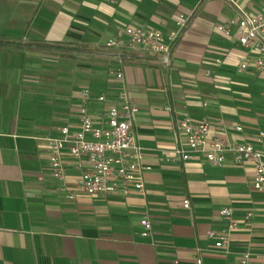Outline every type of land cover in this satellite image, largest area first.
I'll list each match as a JSON object with an SVG mask.
<instances>
[{
  "label": "crops",
  "instance_id": "1",
  "mask_svg": "<svg viewBox=\"0 0 264 264\" xmlns=\"http://www.w3.org/2000/svg\"><path fill=\"white\" fill-rule=\"evenodd\" d=\"M241 11L264 12V0H0V264H240L245 253L249 264L264 263V191L254 188V166L232 152L222 165L196 153L166 160L183 145L171 125L185 112L209 122L211 136L264 151V70L240 71L252 56L237 28L230 36L217 29ZM179 14L192 18L169 66L106 47L119 24L168 36ZM118 69L121 81L111 73ZM84 89L93 117L121 89L139 108L134 129L151 166L144 192L69 199L62 187L76 186L85 162L68 152L65 180L52 177L48 139L62 126L80 129ZM223 207L237 224L228 251L208 237L226 227Z\"/></svg>",
  "mask_w": 264,
  "mask_h": 264
},
{
  "label": "built area",
  "instance_id": "2",
  "mask_svg": "<svg viewBox=\"0 0 264 264\" xmlns=\"http://www.w3.org/2000/svg\"><path fill=\"white\" fill-rule=\"evenodd\" d=\"M192 16L179 14L176 18L177 30L166 36L161 30L126 26H117L114 39L106 43L108 48H120L155 55L164 66H169L175 47L185 33ZM237 28L238 41L252 57L243 59L238 66L240 71L253 68L255 71L264 70V12L255 14L241 11L240 18H233L226 23L219 24L217 29L230 36ZM111 73L118 79H123L121 69ZM209 73V72H208ZM91 92L84 89L81 95L80 129L72 131L68 126L59 128L60 136L48 139L50 149V167L52 177L63 182L65 180L66 152L77 160H84L85 169L79 176L73 189L63 185L69 199H75L77 193L86 195L107 196L120 194L128 196L132 192H144V171L151 169L145 164L144 151L138 142L134 129V119L139 108L133 104L125 89H121L116 100L108 106L106 111L96 118L90 115L88 103ZM101 103L107 101L105 94L97 96ZM167 110H171L170 107ZM105 122L107 127H103ZM242 130V126H236ZM175 134L182 136L183 145L177 147L173 156L167 161L180 159L188 161L193 154L202 155L214 165H222L226 154L232 152L238 164L251 163L255 168L254 188L264 191V151L255 147L253 143H231L227 138L211 136L209 122H196L189 113L185 112L176 117L171 125ZM264 138L261 131L258 140ZM185 208H190V199H185ZM220 215L226 220V227L220 232L209 231L208 237L217 239V248L229 250L232 232L237 228L233 209L223 207ZM252 213L246 215L250 220ZM142 235L148 237L153 233V224L146 215L140 221ZM250 255L245 253L240 264H249ZM197 264H203L197 259ZM264 264V263H261Z\"/></svg>",
  "mask_w": 264,
  "mask_h": 264
},
{
  "label": "trees",
  "instance_id": "3",
  "mask_svg": "<svg viewBox=\"0 0 264 264\" xmlns=\"http://www.w3.org/2000/svg\"><path fill=\"white\" fill-rule=\"evenodd\" d=\"M0 43H3V42H1L0 41ZM47 47H49V48H59L60 46L59 45H55V44H49V45H46Z\"/></svg>",
  "mask_w": 264,
  "mask_h": 264
},
{
  "label": "rangeland",
  "instance_id": "4",
  "mask_svg": "<svg viewBox=\"0 0 264 264\" xmlns=\"http://www.w3.org/2000/svg\"><path fill=\"white\" fill-rule=\"evenodd\" d=\"M259 88L262 90V89H264V86H259Z\"/></svg>",
  "mask_w": 264,
  "mask_h": 264
}]
</instances>
